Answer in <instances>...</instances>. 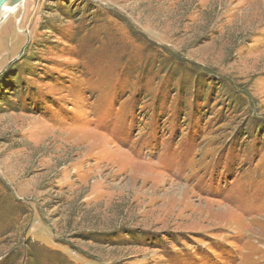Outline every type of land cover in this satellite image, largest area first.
I'll list each match as a JSON object with an SVG mask.
<instances>
[{
    "label": "rangeland",
    "instance_id": "1",
    "mask_svg": "<svg viewBox=\"0 0 264 264\" xmlns=\"http://www.w3.org/2000/svg\"><path fill=\"white\" fill-rule=\"evenodd\" d=\"M226 1L14 7L0 264H264V32Z\"/></svg>",
    "mask_w": 264,
    "mask_h": 264
},
{
    "label": "bare ground",
    "instance_id": "2",
    "mask_svg": "<svg viewBox=\"0 0 264 264\" xmlns=\"http://www.w3.org/2000/svg\"><path fill=\"white\" fill-rule=\"evenodd\" d=\"M230 1V2H229ZM234 1V0H233ZM231 4V0H227L225 3ZM224 3V4H225ZM246 3V0H245ZM220 5V4H219ZM18 6V5H17ZM224 6V5H223ZM236 7V6H235ZM238 7V6H237ZM240 7V6H239ZM223 8V7H222ZM260 8L264 11V0H250L249 6L246 8V11H249L248 14H246V20L248 23L245 25L244 30L248 31L251 35L255 33H263L264 31H258L256 26L257 17L259 15ZM14 7L7 2L3 6V11L0 14V25L3 24V21L9 17L10 13L12 14V11H14ZM241 10V9H240ZM255 11V12H254ZM261 12V11H260ZM262 29V28H261Z\"/></svg>",
    "mask_w": 264,
    "mask_h": 264
},
{
    "label": "water",
    "instance_id": "3",
    "mask_svg": "<svg viewBox=\"0 0 264 264\" xmlns=\"http://www.w3.org/2000/svg\"><path fill=\"white\" fill-rule=\"evenodd\" d=\"M25 0H0V14L3 11V6L9 2L13 7L23 3Z\"/></svg>",
    "mask_w": 264,
    "mask_h": 264
}]
</instances>
